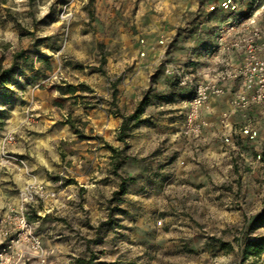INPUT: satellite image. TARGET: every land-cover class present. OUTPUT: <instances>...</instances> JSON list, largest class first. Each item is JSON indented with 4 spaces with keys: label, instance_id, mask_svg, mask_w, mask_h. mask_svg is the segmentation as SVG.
Instances as JSON below:
<instances>
[{
    "label": "rangeland",
    "instance_id": "1",
    "mask_svg": "<svg viewBox=\"0 0 264 264\" xmlns=\"http://www.w3.org/2000/svg\"><path fill=\"white\" fill-rule=\"evenodd\" d=\"M187 2L0 0V264H264V114L189 126Z\"/></svg>",
    "mask_w": 264,
    "mask_h": 264
},
{
    "label": "built area",
    "instance_id": "2",
    "mask_svg": "<svg viewBox=\"0 0 264 264\" xmlns=\"http://www.w3.org/2000/svg\"><path fill=\"white\" fill-rule=\"evenodd\" d=\"M203 8L188 39V56L199 54L197 58L205 60L207 69L202 70L200 62L194 61L164 66L165 73L188 95L184 102L189 108L187 123L191 126L200 113L210 112L213 102L229 94L230 111L222 116L223 125L230 116L252 110L264 114V0H210ZM157 35L152 52L164 45L162 31ZM144 51L143 47L140 58L145 57ZM199 129L197 126L194 131ZM225 130L228 143L231 129L225 125ZM243 135L250 140L256 136L247 129ZM31 191V187L25 189L24 198H31ZM26 229L21 218L20 230ZM35 249L39 250L38 244Z\"/></svg>",
    "mask_w": 264,
    "mask_h": 264
},
{
    "label": "crops",
    "instance_id": "3",
    "mask_svg": "<svg viewBox=\"0 0 264 264\" xmlns=\"http://www.w3.org/2000/svg\"><path fill=\"white\" fill-rule=\"evenodd\" d=\"M204 1H205V4H207L210 0H202L201 2L199 0H189V2H187V4H186V7L179 5L180 7L178 8L177 11L174 12V14H176L177 16L180 15V18H184L183 15L186 13V11H188V13H191L192 15L195 16L197 11L202 10V6H204V3H203ZM154 9L155 10H153V13L155 15V19L160 21V23H162V22L164 23V21L166 22L165 19L168 17L169 8H166L165 5L160 2L154 6ZM151 10H152V8L150 7V11ZM195 24H196V21H195ZM195 24H194V26H195ZM204 24L206 25V22ZM160 30H161V28L159 25L155 31V33H156L155 41L156 42L158 41L157 34L160 32ZM162 33L166 34L165 27H164ZM198 55L199 54H197L195 56H189V59H190L189 61H194L195 63L200 62V64H201L200 68H203L202 70H206L208 65L206 66L204 64V63H206L204 59L197 58ZM229 61H230L231 65L235 64L233 59H229ZM212 71H214V70H212ZM233 91L234 90H232V92ZM229 101H230V94L227 95L226 97L222 98V99H219V100L213 102L210 112L202 113V116H203V118H205V121L209 124L208 125L209 127H211L214 124H217L218 120H220L222 118V115L228 113ZM253 113L254 112H248L245 115H242V114L239 115L238 114V115L230 116L227 120V123L231 129V135H232L233 131L235 132L237 130L238 126L243 124V122H246V120H249V118H255V114H253Z\"/></svg>",
    "mask_w": 264,
    "mask_h": 264
},
{
    "label": "trees",
    "instance_id": "4",
    "mask_svg": "<svg viewBox=\"0 0 264 264\" xmlns=\"http://www.w3.org/2000/svg\"><path fill=\"white\" fill-rule=\"evenodd\" d=\"M11 72H4L0 75V81H2L3 83L6 82V77L10 74ZM139 112V111H137ZM135 113L133 116L129 117V118H121L122 123L119 127L118 130V136L116 138L117 142L124 144L125 143V139L127 138V134L130 132L131 129H134L135 126L129 128V123L136 120V116L139 115V113ZM111 152L115 153L116 151L112 148ZM120 165V163L116 164L115 168L117 169L118 166ZM264 225V210L257 215L247 226V232L249 231H254L259 229L260 227H262ZM246 249L248 251H251L253 253L254 256H260L263 252H264V238H260L258 239L257 242L255 243H248L246 246Z\"/></svg>",
    "mask_w": 264,
    "mask_h": 264
}]
</instances>
